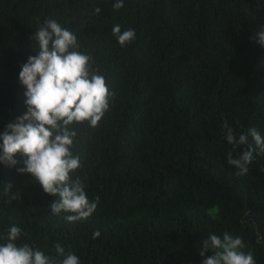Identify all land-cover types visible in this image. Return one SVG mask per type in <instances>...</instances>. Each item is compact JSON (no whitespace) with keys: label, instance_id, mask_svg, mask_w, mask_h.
I'll list each match as a JSON object with an SVG mask.
<instances>
[{"label":"trees","instance_id":"1","mask_svg":"<svg viewBox=\"0 0 264 264\" xmlns=\"http://www.w3.org/2000/svg\"><path fill=\"white\" fill-rule=\"evenodd\" d=\"M114 3L0 0V133L26 111L19 72L37 55L33 36L46 19L74 32L115 93L97 127L73 125L81 167L71 177L84 180L90 200L99 197L92 217L52 214L56 197L17 171L18 153L15 166L0 163V237L18 226V245L55 256L58 243L80 264H202L212 255L200 256L203 239L228 232L264 264V155L253 152L237 175L228 153L238 158L255 144L249 136L234 149L222 127L264 136V47L253 39L264 0ZM117 24L135 30L126 47L113 35Z\"/></svg>","mask_w":264,"mask_h":264},{"label":"clouds","instance_id":"2","mask_svg":"<svg viewBox=\"0 0 264 264\" xmlns=\"http://www.w3.org/2000/svg\"><path fill=\"white\" fill-rule=\"evenodd\" d=\"M122 7L123 0H116L113 8ZM99 12L100 8H96L95 14ZM112 32L121 47L136 36L134 29L121 32L118 24ZM253 39L264 47V28ZM33 40L37 55L29 56L19 72V82L26 88V111L8 122L0 133V163L15 166L18 161L14 157L21 154L24 166L17 171L28 174L44 194L56 197L49 205L52 214L71 213L66 219L73 223L88 220L96 211L99 197L90 200L84 180L71 177L81 167L79 157L72 152L77 136L73 125L87 123L89 127H97L115 93L109 90L99 68L93 67V57L79 51V40L69 28L55 19H46L35 31ZM222 127L234 149L247 144L249 136L254 141L255 147L249 145L238 158L231 151L227 156L228 164L238 169L236 174L244 175L253 152L264 155V136L252 128L237 138L227 121ZM10 189L11 185H7V190ZM11 199H16L15 195ZM21 235L22 229L13 225L6 236L0 237L6 241L0 244V264H80L77 255L66 253L58 243L55 256L46 255L28 243L18 245L16 241ZM99 236L100 232L94 231L93 239ZM245 247L241 237L228 232L222 237L209 234L203 239L199 254L204 257L205 253H212L202 264H256L252 251H243Z\"/></svg>","mask_w":264,"mask_h":264}]
</instances>
